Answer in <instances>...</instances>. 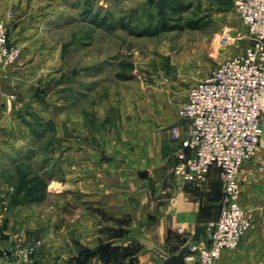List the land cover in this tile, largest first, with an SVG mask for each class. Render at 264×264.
<instances>
[{
    "label": "rangeland",
    "instance_id": "374dc122",
    "mask_svg": "<svg viewBox=\"0 0 264 264\" xmlns=\"http://www.w3.org/2000/svg\"><path fill=\"white\" fill-rule=\"evenodd\" d=\"M235 1L0 0V21L7 27L10 44L20 50L15 63L24 50L37 45L41 48L35 57L48 55L53 68L47 71L52 73L45 88L30 92L38 96V104H28L16 119L5 118L8 148L0 151L1 255L20 251L29 264H67L65 250L72 248L65 243L68 231L63 228H70L76 238L77 214L61 179L60 143L68 135L62 128L117 125L125 110L139 120L144 111L158 108L179 114L192 86L250 44ZM18 24L20 33L13 38L11 28ZM21 130L29 139V150L23 156L15 152L19 156L14 160L10 140L12 132ZM34 176L44 178L47 185L37 200L18 192L23 180ZM69 185L71 191L76 189ZM76 263L71 259L68 264Z\"/></svg>",
    "mask_w": 264,
    "mask_h": 264
},
{
    "label": "crops",
    "instance_id": "0c3cea01",
    "mask_svg": "<svg viewBox=\"0 0 264 264\" xmlns=\"http://www.w3.org/2000/svg\"><path fill=\"white\" fill-rule=\"evenodd\" d=\"M20 26L11 28L13 38ZM28 48L17 63L0 68V151L8 148L5 118L16 119L28 104L36 106L39 98L30 92L44 89L52 73L47 71L53 70L48 55L35 57L41 47ZM42 49L50 53L49 48ZM13 95L16 100H11ZM40 108L34 109L36 113ZM173 127L180 132L178 141L173 139ZM262 128L256 157L239 172L241 204L251 229L236 250L223 252L219 264H264V120ZM187 131L188 125L171 108L144 111L140 120L125 110L117 125L62 128L68 135L60 143L61 179L77 214V237L63 228L68 231L65 243L72 248L65 250L67 264L71 259L80 264L82 250L93 254L85 264H164L161 250L178 253L185 245L206 239L208 224L219 217L223 186L217 167L211 168L202 185L175 176L176 157ZM24 132L10 136L14 160L29 150ZM70 183L76 189L71 191ZM105 245L115 253L110 261L101 256ZM14 255L21 257V252Z\"/></svg>",
    "mask_w": 264,
    "mask_h": 264
},
{
    "label": "built area",
    "instance_id": "2783aa9c",
    "mask_svg": "<svg viewBox=\"0 0 264 264\" xmlns=\"http://www.w3.org/2000/svg\"><path fill=\"white\" fill-rule=\"evenodd\" d=\"M235 8L250 44L192 86L179 113L188 131L174 174L184 183L202 185L217 167L223 186L219 217L208 224L207 241L189 244L188 264H217L225 249L238 248L252 225L241 204L239 172L255 157L263 133L264 0H236ZM19 56L0 21V68L14 64ZM172 135L180 139L178 127L172 128ZM26 258L4 254L0 264H29Z\"/></svg>",
    "mask_w": 264,
    "mask_h": 264
},
{
    "label": "trees",
    "instance_id": "16d2710c",
    "mask_svg": "<svg viewBox=\"0 0 264 264\" xmlns=\"http://www.w3.org/2000/svg\"><path fill=\"white\" fill-rule=\"evenodd\" d=\"M152 2V0H151ZM38 136V135H37ZM26 176V175H25ZM23 184L19 186L18 192H27V195H29L33 200H37L38 198H41L46 191V181L44 178H40L39 176H34L33 178L30 179H24ZM111 248L109 245H105L101 248V256L105 258L106 261H110L113 258H115V253L110 252ZM86 254L85 258H82V254ZM93 256L91 255V252L89 250H82L80 252L78 262L80 264H85L87 259L89 257Z\"/></svg>",
    "mask_w": 264,
    "mask_h": 264
},
{
    "label": "water",
    "instance_id": "95a60500",
    "mask_svg": "<svg viewBox=\"0 0 264 264\" xmlns=\"http://www.w3.org/2000/svg\"><path fill=\"white\" fill-rule=\"evenodd\" d=\"M225 42L226 41H224V43ZM188 247L189 244L185 245L178 253H174L172 249L168 251L161 250L160 257L163 259L164 264H188L186 261Z\"/></svg>",
    "mask_w": 264,
    "mask_h": 264
}]
</instances>
